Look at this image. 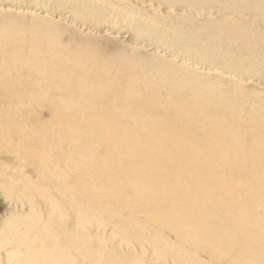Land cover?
Here are the masks:
<instances>
[{
  "label": "rangeland",
  "instance_id": "1",
  "mask_svg": "<svg viewBox=\"0 0 264 264\" xmlns=\"http://www.w3.org/2000/svg\"><path fill=\"white\" fill-rule=\"evenodd\" d=\"M0 35L19 44V49L12 48L4 57L2 53L0 56V66L8 72L0 74V81L8 83L4 86L14 87L10 90L25 94L18 102L24 106V117L18 119L19 123L33 124L36 128L38 124L53 125L57 119L56 104L37 102L26 96V91L36 90V83L50 82L49 88L63 89L58 79H64L77 90L78 80H87L83 92L89 95L104 85V78H111L122 98L127 81L138 76L145 79L139 83L140 88L148 84L144 92L160 88L158 99L165 102L166 96L171 95L176 98L175 107L188 101L193 91L206 94V113L197 120L220 117L221 110L210 105L217 97L218 103L224 101L222 108L232 114L235 111L237 120L232 127L239 135L254 128L264 136L262 124H258L260 120L264 124V0H0ZM74 66L85 69L68 72ZM108 66L109 75H104V67ZM39 73L44 74V80ZM141 92L144 93L142 89ZM56 93L50 94L56 96ZM101 96L95 99V104L103 107ZM71 101L76 103V97L72 96ZM3 104L14 105L9 101ZM20 143L16 137L0 138V264H21L27 259L24 264H51L56 257L64 261L62 264L70 261L90 264L73 248L80 240L88 239L97 248L103 245V258L98 264L216 263L204 248L180 240L176 233L163 231L159 225L165 223H149L143 215L137 217L135 224L139 227L147 224L161 234L155 236L158 238L139 234L144 229L132 234L166 248L159 251L164 254H152L153 245L143 246L142 250L137 243L125 244L123 240L127 237L115 236L110 225L103 228V224L94 221L82 223L67 210L63 212L65 217H59L52 212L53 206L38 198L30 203L17 192L26 189L22 188L25 182L37 184L38 179L32 160L18 147ZM129 150L128 146L122 147V152ZM167 151L186 156L190 153L189 149L179 148ZM247 161L240 159L233 163L240 168ZM239 182L237 193L226 198L231 204L245 203L242 197L245 187L264 185V180L252 181L251 177ZM263 189L257 188L255 194ZM48 191L54 193V188L49 187ZM217 205L224 207V203ZM199 210L200 206L196 205L194 213ZM241 211L248 213L250 219L243 218L249 224L232 226L227 237H222L223 244H230L232 239L244 246L252 238L236 237L235 231L250 225L264 227V207L246 205ZM222 214L217 212L205 227L218 233V237L229 225L219 219ZM202 216L203 213L195 214L197 218ZM25 220L37 223L34 228H26ZM24 240L27 246L19 243ZM260 240L264 247V237L254 239L255 246ZM55 248L56 254H51L48 262L28 258L31 255L40 260L46 255L44 252L51 253Z\"/></svg>",
  "mask_w": 264,
  "mask_h": 264
},
{
  "label": "bare ground",
  "instance_id": "2",
  "mask_svg": "<svg viewBox=\"0 0 264 264\" xmlns=\"http://www.w3.org/2000/svg\"><path fill=\"white\" fill-rule=\"evenodd\" d=\"M18 45L13 39H3L0 35V56L2 53L4 57L12 48L19 49ZM84 69L74 66L68 72H83ZM104 69L103 74L109 75L111 68ZM44 70L43 65L42 72ZM6 73L7 69L0 66V74ZM43 75L39 73L42 79ZM58 80L63 89L49 88V82L47 85L36 83V92L26 91V96L32 100L56 104L55 123L38 124L36 128L18 121L24 117V106L18 102L25 94L10 90L14 87L4 86L8 83L0 81V138L20 140L18 147L32 160L38 179L37 184L25 182L22 188L27 190L21 189L17 193L30 203L38 198V201L53 206L52 212L59 217H65L63 212L67 210L71 215H77L82 223L94 221L103 224V228L110 225L115 236L127 237L123 240L127 245L137 243L142 250L145 249L143 246L153 245L154 255L163 253L159 251L166 248L132 233L144 229L145 232L139 231V234L158 238L155 236L161 231L150 229L147 224L136 225L139 215L148 218L149 223H165L159 225L163 231L176 233L180 240L204 248L214 257L215 264L225 261L229 264H264L263 241L260 240L257 246L254 241L264 237V227L250 225L240 233L235 231L236 237L252 238L244 246L235 244L232 239L230 244H223L222 239L227 237L232 226L247 223L243 217L250 219L248 213L241 211L243 207H264V189L255 194V190L264 185L245 187L242 190L243 205L226 200L237 193L242 179L264 180V136L260 132L249 128L239 135L232 127L237 120L235 111L232 114L229 109L222 108L224 101L218 103L217 97L210 105L221 110L220 117L197 120L207 110V95L199 91L191 92L188 101L175 107L177 101L171 95L166 96L165 102L158 99L160 88L153 87L144 92L148 84L143 86L144 89L140 88L139 83L145 79L138 76L127 81L122 98L118 93L120 89H114L111 78H104V85L89 95L83 92L87 80H78L77 90L66 80ZM51 92H57L56 96ZM72 96L76 97V103L71 101ZM100 96L103 107L95 104V99ZM7 101L14 105L5 106L3 103ZM122 119H126L124 123ZM258 124H262L264 134V124L261 120ZM126 146L130 150L122 152V147ZM175 148L189 149L190 153L186 156L167 151ZM159 149L163 151L157 153ZM240 159L249 161L237 168L233 162ZM255 165L258 168H254ZM49 187L54 188V193L48 191ZM219 203H224L222 209L218 207ZM196 205L200 210L194 213ZM217 212L223 213L219 219L229 223L219 237L218 233L205 229ZM202 213L201 218L195 217ZM23 222H26V228H34L37 223ZM19 243L27 246L25 240ZM56 248L51 249V253L44 252L46 255L40 260L31 255L28 258L39 263L42 260L48 262L50 255L56 254ZM73 248L90 264H98L103 258V245L97 248L91 239L80 240ZM62 263L64 261L56 257L51 264Z\"/></svg>",
  "mask_w": 264,
  "mask_h": 264
}]
</instances>
